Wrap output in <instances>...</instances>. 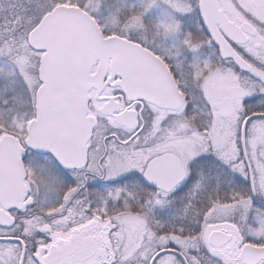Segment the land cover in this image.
<instances>
[{"label": "snow or ice", "instance_id": "6c2138e0", "mask_svg": "<svg viewBox=\"0 0 264 264\" xmlns=\"http://www.w3.org/2000/svg\"><path fill=\"white\" fill-rule=\"evenodd\" d=\"M0 264H264V0H0Z\"/></svg>", "mask_w": 264, "mask_h": 264}]
</instances>
